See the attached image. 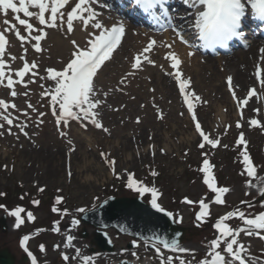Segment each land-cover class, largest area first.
Returning <instances> with one entry per match:
<instances>
[{
  "label": "rangeland",
  "instance_id": "1",
  "mask_svg": "<svg viewBox=\"0 0 264 264\" xmlns=\"http://www.w3.org/2000/svg\"><path fill=\"white\" fill-rule=\"evenodd\" d=\"M4 19L17 23L10 11L6 17L0 14V31L6 27ZM30 22L34 27H40L34 18ZM17 27L21 34H26L23 26L17 23ZM45 31L47 36L41 42V53H36L27 43L22 47L14 32L5 33L9 42L5 60L12 70L22 68L23 62L19 58L25 55L24 48L28 49V62L38 64L35 70L38 75L32 78L35 82H29L27 88L16 85L15 90L19 93L16 97L10 95L8 88L0 86V99L16 105L15 110H8L16 118L11 134L9 126L0 120L4 123L0 128V193L3 194L0 195V203L7 204V208L0 207V217L7 214L10 226L5 233L0 231V249L10 248L16 257L15 264H26L22 260L25 247L35 254L39 264H86L85 258L90 255L84 248L85 244L76 239L72 231L76 227L71 224L84 211L106 199L104 191L123 185L127 188L129 175L146 187L156 188L157 202L162 208L174 211L177 222L196 227L194 235L179 245L189 252H172L159 245L165 259L173 257V264H180L181 260L185 264H199L201 260L210 259L207 256L210 249L203 243L217 237L213 225L227 212L239 207L246 214L255 216L264 211V202L251 207L248 205L259 199L258 188L264 185L261 180L264 177V128L248 124L250 119L264 124V87L257 79L254 81L255 77L249 80L248 76V81L244 76L239 79L236 71L243 70L240 67L229 68L226 59L202 61L201 56L183 58L180 71L183 78L190 80L186 91L200 98L189 97L196 116V121H193V113H189L174 76L169 75L173 69L171 61L165 58L168 55L165 46L162 47L158 41L147 53L153 64L145 61L141 69L132 68L134 57L149 41L140 36L139 44L140 38L131 31L122 49L94 79L96 99L103 102L97 110L98 120L108 131L98 129L88 121L83 122L86 126L70 120L67 126L58 127L56 117L52 115L50 96L42 95L45 90L53 89L55 83L40 77H46V69L49 68L62 70L72 58L74 48L71 41L75 40L83 48L90 38L89 33L95 30L91 27L84 30L83 26L75 25L71 34L63 28ZM12 56L17 59L12 61ZM256 72L250 70L247 74L254 76ZM228 77H232L233 89L239 99L246 98L250 89H256V96L242 109L238 108L229 91ZM29 80L30 76H26L25 81ZM24 92L28 95H23ZM28 104L35 111L29 109ZM257 109L258 112L255 111ZM24 112L28 113L27 117L22 114ZM197 122L210 138L219 139L218 147H199L202 137L195 130ZM237 122L241 123V128L236 127ZM18 124L26 125L23 131L16 126ZM61 132L66 135L62 136ZM241 133L247 144L250 142L248 148L258 166L253 187H248V177L241 175L243 166L239 153L242 147L236 143ZM106 159L115 161L114 166L110 167ZM204 159L214 166L212 174L219 173L227 185L225 187L230 189L224 195V205L212 202L215 194L203 183L204 174L199 168ZM134 192V196L139 194L146 202H151L150 192ZM119 195L131 194L121 190ZM57 198H60L59 204L56 203ZM185 198L197 203L185 204L182 202ZM201 198H206L211 215L198 227L196 215L200 211L198 201ZM242 201L248 203L242 204ZM15 205L25 209L21 213L23 223L19 227L16 226V218L9 215L15 211ZM53 208L66 209V215L61 217L55 230H48L55 226ZM28 213H32L33 220L28 219ZM227 223L233 228L243 226L238 219ZM38 228H44L48 233L34 234ZM89 232L92 238L93 230ZM109 232L118 246L116 252L90 257L87 264H116L121 258L138 259L139 263L147 258L149 264H161L153 243L138 242L134 249L129 250V237L117 235L113 230ZM69 236L74 238L70 244ZM25 237L29 239L22 246ZM239 240L249 249L248 254L264 264V241L243 233ZM86 242L90 244V239ZM151 245L154 248L150 249ZM41 246L44 251L40 250ZM121 247L124 253L119 250ZM65 255L69 257L68 261L63 259Z\"/></svg>",
  "mask_w": 264,
  "mask_h": 264
},
{
  "label": "snow or ice",
  "instance_id": "2",
  "mask_svg": "<svg viewBox=\"0 0 264 264\" xmlns=\"http://www.w3.org/2000/svg\"><path fill=\"white\" fill-rule=\"evenodd\" d=\"M99 0H75L74 6L71 0H0V14L5 17L9 11L13 14V19L19 26H23L26 34H21V31L17 27V23H13L8 19L3 20V24L6 26L3 31H0V86L6 87L10 90V95L16 97L19 93L15 90L16 85H21L27 88L28 83L35 82V78L38 72V64L35 61L28 62L26 59L27 48H24L25 55L20 56V60L23 62V66L20 69L12 70L10 65L5 60L6 46L8 40L5 33L14 32L16 38L21 42L23 47L25 43L30 44L32 49L36 53H41L43 48L41 42L46 39L47 32L45 29H65L67 34H71L74 31L75 22L79 21L84 30L89 27L95 31L89 33V39L85 47L81 48L75 40L71 41L74 51L72 58L63 67L62 70H55L52 68L46 69L47 76L40 77V79H48L55 83V87L51 90H45L42 95L50 96L52 109V115L56 117L57 126H67L70 120L81 122H90L94 127L103 129L102 123L98 120L99 112L97 111L101 104V100L96 99V89L94 84V78L97 76L99 70L105 64V62L112 59L113 53L120 46L122 38L125 34V27L123 23L115 24L111 27H106L98 18L99 13L94 10L92 5L98 4ZM167 0H135V4L145 12H150L157 6L161 10H164ZM183 3L192 8L195 13V19L193 27L198 30V38L202 41V47L214 48L216 46L225 47L229 40L233 38H242L244 36L242 29V21L246 18V3L250 6L251 16L253 19L264 23V0H183ZM66 6L70 10L66 9ZM106 7V5H101ZM33 9L35 11H32ZM27 18H21V15ZM164 15H167L166 11H163ZM35 19L40 27H34L31 19ZM154 19H159L153 13ZM170 19V18H169ZM172 30L176 33V37L183 44H188V41L184 39V36L180 30L175 27ZM34 41L35 43H32ZM156 41L149 40L148 44L140 53L134 57L132 68L139 70L142 68L143 63L146 61L148 64L154 62L148 58L147 53L151 52L156 46ZM166 47L171 48L172 45L168 44ZM189 47H195V45H189ZM264 54V49L260 50ZM193 53L190 52L191 56ZM171 61L170 67L173 69L169 75L174 76L182 95L184 102L187 104L189 113H193V104L189 102V97L192 96L195 100H199L198 96L194 93L186 91L190 86V80L183 78V74L180 71V65L182 61L178 55L174 52L168 53L165 57ZM12 61L17 58L15 56L10 57ZM7 69V71H6ZM132 73H129L131 75ZM30 76L29 81H25V77ZM258 82L264 87V79H261V70L258 68L256 72ZM123 80L121 83L123 84ZM229 91L232 94L233 99L237 102L238 108H243L249 103V100L256 96V89H250L247 93V97L244 99L237 98L236 92L233 89L232 77L227 79ZM43 87V85H41ZM23 95L27 96L28 93L24 92ZM27 107L35 111L31 104ZM9 109H16L14 103L6 102L4 99H0V120L9 126V134H11V128L14 123L15 117L8 111ZM255 111H259L258 109ZM25 117L28 116L27 112L22 113ZM43 115V113H41ZM242 115V111H241ZM193 121H196V116L193 113ZM4 123H0V128L4 127ZM250 127L264 128V124L257 119H250L248 121ZM21 131L24 130L26 125H16ZM86 126V125H83ZM237 128H241L240 122L236 124ZM195 130L202 137V143L199 144L201 149L205 148V145H210L212 148H216L220 145L219 139H212L209 135L205 134L201 129V125L195 123ZM27 135V133H25ZM61 135H66L61 132ZM71 143V141H69ZM237 146L243 145L239 155L241 157L240 163L243 166L241 175L248 177L247 186L253 187V180L257 177L258 169L254 164L249 152L247 151V141L244 134L241 133L236 141ZM227 147V145H224ZM101 155H104L103 153ZM106 162L110 167H113L115 161L107 160ZM213 165L208 159H204L202 167L199 171L204 174L203 183L207 185L208 189L215 194L213 203L217 205H224L226 200L224 195L230 191L226 187H218L215 182V177L212 174ZM156 175L155 172L152 173ZM264 181V177L261 178ZM127 187L139 192L141 194L151 193V206L157 212H162L165 215L171 217L172 214L166 212L164 208L157 202L158 191L156 188H149L144 186L141 182L136 181L132 175H129L127 181ZM43 191V189H40ZM261 196H264V185L258 188ZM0 195H3L0 193ZM206 198H201L198 201L200 211L196 215V221H198V227L201 226L207 217H210V205L205 203ZM185 204H193V202L187 198L183 201ZM38 204L39 201H34ZM56 203H60V198H57ZM248 203V202H241ZM249 207L251 204L249 203ZM264 207V205H262ZM24 211L22 208H17L15 211L9 212V215L16 218V226L19 227L23 221L21 220V213ZM53 211H58L53 208ZM79 211L83 212L84 209ZM28 219L31 221L34 219L32 213L27 214ZM232 219H238L243 226L233 228L228 221ZM79 221H73V224H78ZM217 231V237L213 239L209 244V251L207 256L210 259H204L199 264H261L259 258L252 257L249 253V249L244 244L240 243L239 237L241 234L247 236H256L260 240L264 241V211L255 216L246 214L245 211L239 207L227 212L224 216L220 217L213 225ZM28 237L22 241V246L28 240ZM69 244L73 239L71 236L68 238ZM172 251L186 253L188 249L179 246L175 239L167 240L157 237L154 246L156 247L157 255L161 257V264H173V257L165 259L162 256L161 248ZM223 245V247H222ZM25 252H28L29 256L32 253L28 251V248H24ZM41 251H44V247L41 246ZM79 253V250H77ZM135 256L136 253H133ZM65 261L69 260L68 256H64ZM90 257H86V264L90 261ZM33 264H36L35 258H33ZM180 264H185L183 260Z\"/></svg>",
  "mask_w": 264,
  "mask_h": 264
},
{
  "label": "water",
  "instance_id": "3",
  "mask_svg": "<svg viewBox=\"0 0 264 264\" xmlns=\"http://www.w3.org/2000/svg\"><path fill=\"white\" fill-rule=\"evenodd\" d=\"M85 222L100 227H115L122 233L156 240L157 237L177 242L183 239L184 229L173 223L172 217L146 205L140 199H110L100 208L83 217ZM96 243L109 248L106 239L98 232ZM2 264H13L12 257L0 255Z\"/></svg>",
  "mask_w": 264,
  "mask_h": 264
},
{
  "label": "bare ground",
  "instance_id": "4",
  "mask_svg": "<svg viewBox=\"0 0 264 264\" xmlns=\"http://www.w3.org/2000/svg\"><path fill=\"white\" fill-rule=\"evenodd\" d=\"M100 3L103 5V2L100 1ZM98 8L103 11H105L106 9L105 7H101L99 3H98ZM182 11H184V13L182 12L175 13L177 24L178 25L182 24L188 27L189 24L193 23L195 19V13H193V11L189 8L188 9L184 8ZM187 13H190V15L186 16ZM179 30L182 31L183 29H179ZM191 35L192 34H190V36ZM253 44L254 45L251 47L249 51L240 50L238 51V53L229 56L226 60L229 68L235 69L237 67H240V69L243 70V71L240 70L236 71V73L239 75L238 76L239 79H242V77L244 76V78H246L244 80L248 81V76H249V80L255 77L254 81H256L257 79L256 73L254 74V76L251 73L250 75L247 73L250 70L252 73H254L257 71L258 68L261 70V79H264V54H262L260 51L261 49H264V42L260 40H256ZM142 264H148V260H145Z\"/></svg>",
  "mask_w": 264,
  "mask_h": 264
}]
</instances>
